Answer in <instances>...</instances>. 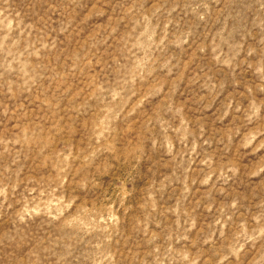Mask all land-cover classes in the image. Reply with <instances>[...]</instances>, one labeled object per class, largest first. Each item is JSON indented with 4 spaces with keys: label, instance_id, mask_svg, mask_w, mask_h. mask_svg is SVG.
I'll return each instance as SVG.
<instances>
[{
    "label": "rangeland",
    "instance_id": "rangeland-1",
    "mask_svg": "<svg viewBox=\"0 0 264 264\" xmlns=\"http://www.w3.org/2000/svg\"><path fill=\"white\" fill-rule=\"evenodd\" d=\"M0 264H264V0H0Z\"/></svg>",
    "mask_w": 264,
    "mask_h": 264
}]
</instances>
